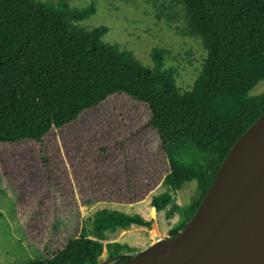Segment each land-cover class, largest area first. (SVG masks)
Masks as SVG:
<instances>
[{
	"label": "trees",
	"instance_id": "16d2710c",
	"mask_svg": "<svg viewBox=\"0 0 264 264\" xmlns=\"http://www.w3.org/2000/svg\"><path fill=\"white\" fill-rule=\"evenodd\" d=\"M146 2L159 20L201 45L202 69L192 86L179 85L178 69L167 65L169 51L155 47L152 65H145L120 43L106 40L108 26L84 25L97 11L93 2L72 7L71 0H0V144H43L118 95L146 104L169 187L153 196L152 205L166 210L171 192L193 181L200 192L169 230L174 238L237 139L264 113V93L251 94L264 81V0ZM152 223L138 212L105 208L94 214L91 231L77 230L62 240L52 223L46 256L21 264H101L105 248L121 264L137 248L105 244L104 235Z\"/></svg>",
	"mask_w": 264,
	"mask_h": 264
},
{
	"label": "rangeland",
	"instance_id": "374dc122",
	"mask_svg": "<svg viewBox=\"0 0 264 264\" xmlns=\"http://www.w3.org/2000/svg\"><path fill=\"white\" fill-rule=\"evenodd\" d=\"M92 2L97 11L84 25L108 26L106 40L120 43L145 65H152L155 47L169 51L167 65L178 69L179 85L194 84L202 69L201 45L182 36L174 24L159 20L152 4L146 0H71L70 5L84 7ZM262 93L264 81L251 91L252 95ZM149 122L146 104L118 95L49 135L43 144H0V264L46 256L54 223L55 236L62 240L77 230L91 231L94 214L107 207L141 213L156 221L158 229L135 225L111 235L113 240L104 235L103 243H128L137 248L136 255L170 239L169 230L178 222L182 208L197 200L200 192L197 182H190L172 191L168 208L154 214L153 196L169 187L160 167L164 157L158 135ZM110 198L124 204L111 208ZM170 212L174 214L168 218ZM98 259L101 264H116L120 257H111L105 248Z\"/></svg>",
	"mask_w": 264,
	"mask_h": 264
},
{
	"label": "water",
	"instance_id": "95a60500",
	"mask_svg": "<svg viewBox=\"0 0 264 264\" xmlns=\"http://www.w3.org/2000/svg\"><path fill=\"white\" fill-rule=\"evenodd\" d=\"M121 264H264V113L237 139L185 230Z\"/></svg>",
	"mask_w": 264,
	"mask_h": 264
},
{
	"label": "crops",
	"instance_id": "0c3cea01",
	"mask_svg": "<svg viewBox=\"0 0 264 264\" xmlns=\"http://www.w3.org/2000/svg\"><path fill=\"white\" fill-rule=\"evenodd\" d=\"M121 201V200H120ZM108 204H110V205H112V207L111 208H119V207H121L124 203H121V202H119V200L118 199H113V198H110L109 200H108ZM108 208V207H107ZM110 209V208H109ZM117 210H119V209H117ZM141 214V213H140ZM133 226H135V225H133ZM132 227V226H131ZM124 231V230H123ZM118 233H120V232H116V233H106L105 234V236L106 237H108V238H111L112 240L114 239V238H112L111 237V235H115V234H118ZM117 238H118V236H117ZM120 238H122V237H120ZM116 240H118V239H116Z\"/></svg>",
	"mask_w": 264,
	"mask_h": 264
}]
</instances>
